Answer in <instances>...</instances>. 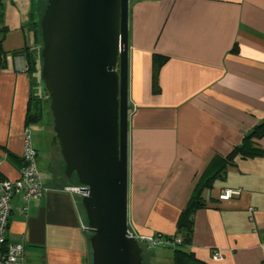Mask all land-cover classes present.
I'll list each match as a JSON object with an SVG mask.
<instances>
[{
	"label": "crops",
	"instance_id": "obj_1",
	"mask_svg": "<svg viewBox=\"0 0 264 264\" xmlns=\"http://www.w3.org/2000/svg\"><path fill=\"white\" fill-rule=\"evenodd\" d=\"M34 5L35 0L0 3V28H8L7 63L0 71V182L20 175L39 71L29 26ZM154 54L167 57L159 93L153 91ZM129 104L133 233L166 240L175 235L198 184L219 171L202 193L205 205L195 213L192 241L184 248L207 264H264V137L254 141L262 155L217 161L264 121V0L132 3ZM47 125L44 142L33 143L47 190L23 212L22 197L14 196L7 239L25 244L24 264H91L82 194L70 190L75 185L61 186L69 180L58 174L65 163ZM225 189L240 194L222 201ZM144 248L148 264H173L174 247L144 242ZM216 250L219 259L213 258Z\"/></svg>",
	"mask_w": 264,
	"mask_h": 264
},
{
	"label": "water",
	"instance_id": "obj_2",
	"mask_svg": "<svg viewBox=\"0 0 264 264\" xmlns=\"http://www.w3.org/2000/svg\"><path fill=\"white\" fill-rule=\"evenodd\" d=\"M41 78L91 264H145L129 226L130 0H44Z\"/></svg>",
	"mask_w": 264,
	"mask_h": 264
},
{
	"label": "built area",
	"instance_id": "obj_3",
	"mask_svg": "<svg viewBox=\"0 0 264 264\" xmlns=\"http://www.w3.org/2000/svg\"><path fill=\"white\" fill-rule=\"evenodd\" d=\"M23 135L24 152L22 157L24 160L20 166V175L15 180H4L0 182V264H24L25 244L21 241L12 242L7 239V231L13 209L12 199L14 196L22 197L24 206L19 208V211L23 212L28 209L27 204L32 198L40 197L47 190L38 168V151L33 145L32 132L29 126L25 127ZM1 163L2 160L0 159V165ZM70 190L81 194L80 186L71 187ZM239 194L240 190L225 189L220 193L219 199L222 201L230 200ZM84 227L86 226L84 225ZM131 234L135 235L132 230ZM137 237L140 241L147 242L151 246L158 244L173 245L180 242L179 238L175 240H164L155 235ZM213 258H221V252L216 250Z\"/></svg>",
	"mask_w": 264,
	"mask_h": 264
},
{
	"label": "trees",
	"instance_id": "obj_4",
	"mask_svg": "<svg viewBox=\"0 0 264 264\" xmlns=\"http://www.w3.org/2000/svg\"><path fill=\"white\" fill-rule=\"evenodd\" d=\"M1 1L2 0H0V3ZM42 1L46 5V2L44 0ZM7 31H8L7 26H3L0 28V71L3 68H5L6 63H7V52L5 51L4 46H3L4 41L6 39ZM40 35H41V26H40ZM41 42H42V39H41ZM33 60H35L34 56H33ZM166 60H167L166 56H163L160 54H154V57H153V91L155 93H159L161 91V85L159 83V72ZM33 82L35 85L36 77ZM35 103H38V101H35ZM37 105L38 104H35L36 107H34V109L33 107H31V113L29 114L28 119H27L28 126L30 125L31 122L40 121L42 118L40 111H38L37 109ZM263 137H264V121L258 124L257 126H255L250 132H248L244 137L243 143L235 147V149L231 151L229 154H227L226 156H222V155L217 156V161L222 159L225 162H228L229 160H233V158L236 155H241L245 158L247 157L253 158V157L262 155L263 154L262 148L256 146L254 141L255 140L259 141ZM23 160L24 159L22 157L21 158L22 164H23ZM219 174L220 172L218 171L213 176H206L203 179V182H200L198 184L197 189L192 194L186 207L180 213V216L177 222L176 234L167 237L168 240H175L176 238L180 239V242L170 245L174 247L173 264H207L206 262H203L202 260H200L194 252L188 251L184 247L190 244L192 241L193 232H194L195 213L199 208L205 205V202L203 201L202 193L206 188L212 187L213 179L217 177ZM73 178H76L77 180L76 181L77 183L75 186H80L76 175H74L71 179H67V180L70 181ZM155 236L163 238L162 236L158 234ZM164 240L166 239L164 238ZM145 264H147L146 256H145Z\"/></svg>",
	"mask_w": 264,
	"mask_h": 264
},
{
	"label": "rangeland",
	"instance_id": "obj_5",
	"mask_svg": "<svg viewBox=\"0 0 264 264\" xmlns=\"http://www.w3.org/2000/svg\"><path fill=\"white\" fill-rule=\"evenodd\" d=\"M136 0H130V6L132 3H134ZM44 13V2L42 0H35V5L33 7V10L31 12V22L29 24L30 28L32 29V31L34 32L35 38L33 41V56L35 59L38 60V64H39V71L41 68V64H42V60H41V50H42V42H41V38H40V21H41V17ZM29 39L31 40V35L29 34ZM38 71V75L36 76V89L34 91V98L32 101V107L34 109L35 104L37 105V109L38 111H40L41 116H42V121L40 122V124L33 123L31 125H29V128L32 132V142L34 143L35 140L37 138L41 140L47 138V132H48V128H46L48 125L47 123L50 124L51 128L54 130V121H53V117H52V113L50 110V93L46 87V83L44 82V80L41 78V74ZM35 99V100H34ZM35 101H38V103H35ZM46 135V136H45ZM55 143L57 144L56 146L58 147V150L60 152V146H59V141L56 138ZM35 144V143H34ZM41 147V145H40ZM43 153V152H42ZM58 174L61 175L64 179H65V169H64V165L62 163L61 169L60 171H58ZM56 176H58L57 174H55ZM76 178H73L72 180L68 181H64L61 186L65 187V186H70V185H76ZM80 203V201H79ZM81 210L84 211L83 207L80 205ZM85 220H86V215H85ZM87 223V222H86ZM143 243V242H142ZM144 245V243H143ZM166 251L169 252L170 256H172V248H166ZM144 254H146V248L144 251ZM164 255H167V253H164ZM163 262L165 264H171V261L169 262V260L164 259ZM148 264V262H147Z\"/></svg>",
	"mask_w": 264,
	"mask_h": 264
},
{
	"label": "bare ground",
	"instance_id": "obj_6",
	"mask_svg": "<svg viewBox=\"0 0 264 264\" xmlns=\"http://www.w3.org/2000/svg\"><path fill=\"white\" fill-rule=\"evenodd\" d=\"M54 132H55V131H54ZM55 134H56V133H55ZM56 137H57V136H56ZM57 139H58V138H57ZM45 186H46V185H45ZM46 187H47V186H46ZM85 226L87 227V225H85ZM86 227H85V228H86Z\"/></svg>",
	"mask_w": 264,
	"mask_h": 264
}]
</instances>
